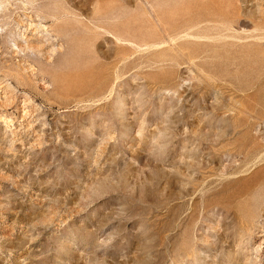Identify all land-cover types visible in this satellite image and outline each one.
Here are the masks:
<instances>
[{
  "label": "rangeland",
  "instance_id": "374dc122",
  "mask_svg": "<svg viewBox=\"0 0 264 264\" xmlns=\"http://www.w3.org/2000/svg\"><path fill=\"white\" fill-rule=\"evenodd\" d=\"M263 233L264 0H0V264H264Z\"/></svg>",
  "mask_w": 264,
  "mask_h": 264
},
{
  "label": "bare ground",
  "instance_id": "6f19581e",
  "mask_svg": "<svg viewBox=\"0 0 264 264\" xmlns=\"http://www.w3.org/2000/svg\"><path fill=\"white\" fill-rule=\"evenodd\" d=\"M233 17H234V12H232V11L226 14L227 21L230 23L234 22ZM235 21H237V20H235ZM199 37H201V36H199ZM258 236H260V235L258 234ZM262 243L264 244V236H262L260 241L258 240V244L256 246L254 245L255 246L254 248L257 250L260 247L259 245H262Z\"/></svg>",
  "mask_w": 264,
  "mask_h": 264
}]
</instances>
